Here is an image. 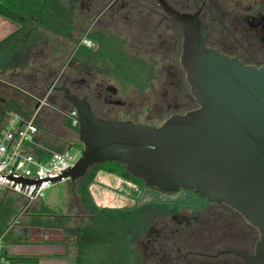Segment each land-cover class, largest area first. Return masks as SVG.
<instances>
[{"label":"water","instance_id":"water-1","mask_svg":"<svg viewBox=\"0 0 264 264\" xmlns=\"http://www.w3.org/2000/svg\"><path fill=\"white\" fill-rule=\"evenodd\" d=\"M155 1L182 36L180 63L198 107L153 126L97 117L87 98L55 88L78 113L84 150L53 182L79 181L94 166L114 162L147 188L194 192L226 204L256 227L260 238L253 254L225 252L244 264H264V65H246L209 47L211 31L201 9L181 12L166 0Z\"/></svg>","mask_w":264,"mask_h":264},{"label":"rangeland","instance_id":"rangeland-1","mask_svg":"<svg viewBox=\"0 0 264 264\" xmlns=\"http://www.w3.org/2000/svg\"><path fill=\"white\" fill-rule=\"evenodd\" d=\"M61 3L73 14L74 31L71 34L72 41L57 37L50 32L42 29H36L32 44H25L23 47L8 56L6 65L12 72L29 73L31 70L45 66L51 59H58L56 67H60V75L70 72V65L77 56L79 46L83 45L82 41L90 36L99 37L105 32H112L122 40L127 41L126 47L132 48V57L135 60H142L146 65V71L142 81L143 87L128 84L116 78L108 71L103 63L96 64V68L91 66L86 71L92 74L91 79L85 77L84 86L91 85L88 89L90 101L93 104L94 111L99 117L132 120L136 123L159 126L166 120H162L165 111L178 102L182 104L181 92L177 87V75L181 71V55L183 39L180 34L166 20L160 23L162 17L157 15L159 12L153 2L155 0H60ZM177 7L188 13L196 11V6L191 0H173ZM124 4V8L122 7ZM210 8L215 12L218 23H214L210 17H203L205 23L213 30L210 37V45L220 51H230L225 46L226 32L222 30L220 23H227L229 12L239 14H255L260 10L264 12V0H209ZM114 6L112 11L108 8ZM122 7V9H121ZM128 7V8H125ZM120 9V10H119ZM127 19L124 14H127ZM157 11V12H155ZM142 12V13H141ZM142 14L138 17L137 14ZM157 13L156 15H154ZM152 14L153 20L146 21ZM140 16V15H139ZM170 24L171 26H169ZM158 36L160 39L171 43H178L180 47L169 49L167 45L162 47L158 45ZM251 36V35H249ZM240 38V37H239ZM250 38V37H249ZM245 38L248 44H252V39ZM252 38V36H251ZM154 40H157L154 45ZM245 41V40H244ZM168 42V43H170ZM93 46L87 47L92 51L97 50V42L92 41ZM263 45L262 42H258ZM45 49L44 53L49 60L41 63L40 52ZM264 61V55L259 58ZM264 64L261 63L260 66ZM84 69V66H83ZM7 75L9 71H3ZM82 80V79H81ZM58 87V86H57ZM87 87V86H86ZM116 93L113 94L112 92ZM9 91L0 89V99L8 100ZM51 97L55 96L53 92ZM5 103V102H4ZM3 103V106L6 104ZM0 103V107H1ZM24 111V110H22ZM56 113V112H55ZM173 111H171V114ZM60 122L63 118L57 113ZM5 114L0 111V130L4 124ZM61 136L64 144L78 142L77 135L68 128L60 127ZM83 180L79 181H62L54 184L45 191L40 202L27 204V202L17 196L18 214L12 222L10 233L7 237V244H22L26 242L27 231L23 223L28 221L25 212L32 208H39L45 204L58 215L70 216L68 223L69 228L73 229L81 221L102 220L103 215L96 214L94 217L87 216L82 218L83 209H74L71 207L72 191L78 188ZM142 194L136 200V203L127 209L131 212L130 217L126 220V227L121 236V243L125 247V253L130 264H150L145 256V250L149 242L156 237V231L161 229L160 221L169 220L172 227L178 226L172 222V217H192L198 211L208 209L205 201L193 192L181 191L175 194H164L155 189L140 187ZM2 200V199H1ZM0 200V201H1ZM99 210H107L99 208ZM72 233V232H69Z\"/></svg>","mask_w":264,"mask_h":264},{"label":"trees","instance_id":"trees-1","mask_svg":"<svg viewBox=\"0 0 264 264\" xmlns=\"http://www.w3.org/2000/svg\"><path fill=\"white\" fill-rule=\"evenodd\" d=\"M166 1L173 8L181 12H186L179 9L173 0ZM191 1L195 6L196 4L202 5L205 3L207 11L210 10L208 4L209 0ZM153 3L156 9L162 13V8L158 3ZM123 6L124 4H122V7ZM109 9L114 11L115 7L112 6L108 8V10ZM126 11L127 14L123 16L127 19L131 11L130 9ZM141 13L137 14V16L142 17V20H144ZM156 14L157 13L154 15ZM157 15H161V21L164 20L165 22L166 16L160 14V12ZM0 16L18 26L16 31L0 40V77L8 83H0V89L7 90L10 93L8 100L0 99L2 105L0 111L2 113L6 114L9 111H16L24 117H31L38 105L37 99H44L48 96L49 88L58 77V87L64 86L69 89L72 94L80 98H87L91 103L88 94V89L91 88V85L87 83L86 87L83 84L85 81L89 82L85 77L91 79L92 74L86 70L92 63L91 67L96 68V64L101 62L116 78L125 83L144 88L142 86L144 82L142 81H144L146 77L145 63L142 60H135L131 56L132 48L126 47L128 45L127 41L120 40L121 38L119 36L112 34L110 31L101 34L99 37L90 36V40L93 39L92 41L95 40L98 44V48L95 51L90 50L85 45L79 46L77 56L69 66L71 70L67 74L62 73L60 75V67L55 66L56 63H58V59H51L45 66L31 70L29 73L12 72L6 65L8 56L19 51L25 44H32L36 29H42L57 37L72 41L71 34L74 31L73 14L60 0H0ZM152 17L151 14L145 22H151V20H153L151 19ZM203 22L205 23L204 20ZM168 25L171 26L172 24ZM222 28H224L223 25ZM158 37V45L161 47L167 45L168 50L175 48L177 52V49L180 47L178 43H171L168 40L166 42L160 39L161 36ZM156 42L157 40H154L153 44L155 45ZM208 46L212 47L210 45V39L208 41ZM44 50L43 48L39 56H42V54L43 56L45 55ZM48 60V56L41 57V63ZM3 71H9L10 74L7 75ZM176 78L178 81L177 87L182 94V104L178 102L172 109L171 107L167 109L163 117H161L162 120H167L175 114H184L198 107L195 98L191 94L190 86L183 69L182 72L180 71L178 73ZM54 92L55 96H48V103L51 106L68 108L69 104L65 100L63 93L59 90H55ZM3 103L6 105L3 106ZM171 111H173L172 114ZM95 115L99 117L96 113ZM57 116V112L55 113V111L49 107H43L41 109L37 119V126L41 131L39 145L51 150L62 151L67 144L63 142L60 127L66 129L69 123L64 119L59 122ZM33 153L37 156L43 154L40 148L37 147L33 148ZM100 172L116 175L138 187L145 186L142 180L134 178L126 170L125 166L120 163L113 162L97 165L94 166L84 178L85 182L72 191L73 200L71 202V207L79 210L83 209L84 214L82 218L87 216L94 217L96 214L103 215L101 221L96 219L93 221H81L71 229L68 226L70 216L58 215L52 211L49 206L42 203L39 208H32L25 212L28 221L23 224L29 229L58 230L64 237L73 239L72 243L76 247V257L73 260L74 264H130L125 253V247L121 243V236L126 227V220L130 217L131 212H128L127 209H98L91 195L90 186ZM16 204L17 199L8 194H5L0 201V241L2 243L0 248V259H3V261H0V264H38L35 259L10 255L4 248V245L7 243V237L10 233L12 222L18 214Z\"/></svg>","mask_w":264,"mask_h":264},{"label":"flooded vegetation","instance_id":"flooded-vegetation-1","mask_svg":"<svg viewBox=\"0 0 264 264\" xmlns=\"http://www.w3.org/2000/svg\"><path fill=\"white\" fill-rule=\"evenodd\" d=\"M199 9L202 10V21L206 15L214 23H218L215 12L211 8L207 11L205 3L196 4V11ZM228 16L227 23H220V26L224 27L222 30L226 32L225 46L230 51L222 52L238 58L246 65L259 67L264 62L259 61L264 55L263 10L255 14L229 12ZM165 19L168 21L167 17ZM210 31L212 35L213 30ZM245 38L252 39V44H248ZM91 106L94 112V107L92 104ZM202 200L208 209L198 211L192 217H172V222H176L178 226L172 227L169 220L160 221L161 229L156 231V237L149 242L145 250L150 264H244L242 258L225 251L238 249L251 254L255 252L260 238L256 227L232 207L210 203L203 198Z\"/></svg>","mask_w":264,"mask_h":264},{"label":"built area","instance_id":"built-area-1","mask_svg":"<svg viewBox=\"0 0 264 264\" xmlns=\"http://www.w3.org/2000/svg\"><path fill=\"white\" fill-rule=\"evenodd\" d=\"M82 44L93 46L92 41L87 38L83 39ZM58 82L59 77L49 88L48 96L55 91ZM0 83L8 84L1 77ZM48 96L37 99L38 105L31 117H24L16 111L5 114L0 130V200L8 193L25 200L27 204L40 202L45 191L56 184L53 180L73 168L82 156L84 145L78 136L79 121L76 109L71 105L69 108L51 106L47 100ZM43 107L51 108L68 122L67 128L77 135L78 142L68 143L62 151L39 145L41 131L37 126V119ZM35 147L40 148L43 153L41 156L33 153Z\"/></svg>","mask_w":264,"mask_h":264},{"label":"crops","instance_id":"crops-1","mask_svg":"<svg viewBox=\"0 0 264 264\" xmlns=\"http://www.w3.org/2000/svg\"><path fill=\"white\" fill-rule=\"evenodd\" d=\"M17 28V24L0 16V40ZM90 191L97 207L115 210L131 208L142 194L140 187L105 172L97 175ZM25 229L26 242L4 246L10 255L35 259L38 264H74L76 247L72 243L73 239L64 237L58 230Z\"/></svg>","mask_w":264,"mask_h":264}]
</instances>
